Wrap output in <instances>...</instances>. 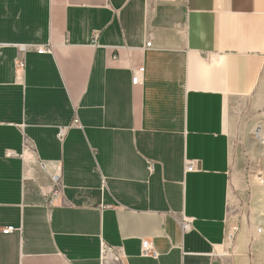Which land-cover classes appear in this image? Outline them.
<instances>
[{
  "label": "crops",
  "instance_id": "crops-1",
  "mask_svg": "<svg viewBox=\"0 0 264 264\" xmlns=\"http://www.w3.org/2000/svg\"><path fill=\"white\" fill-rule=\"evenodd\" d=\"M21 45L53 52L18 74ZM263 67L264 0H0V228L22 230L0 233V264H101L102 243L124 264H247L220 252Z\"/></svg>",
  "mask_w": 264,
  "mask_h": 264
},
{
  "label": "rangeland",
  "instance_id": "rangeland-1",
  "mask_svg": "<svg viewBox=\"0 0 264 264\" xmlns=\"http://www.w3.org/2000/svg\"><path fill=\"white\" fill-rule=\"evenodd\" d=\"M233 179L229 234L236 232L220 253L241 249L247 264H264V145L253 133L235 142Z\"/></svg>",
  "mask_w": 264,
  "mask_h": 264
},
{
  "label": "built area",
  "instance_id": "built-area-1",
  "mask_svg": "<svg viewBox=\"0 0 264 264\" xmlns=\"http://www.w3.org/2000/svg\"><path fill=\"white\" fill-rule=\"evenodd\" d=\"M152 43H147V48H151ZM19 51L21 53V56L16 64V70L18 74L22 73L26 69V59L25 56L28 52L34 51L40 55L42 54H52L53 48L51 45L48 46H35V45H21L18 47ZM145 73V68L141 67L138 70H136L132 77V84L134 86L140 85L143 83V75ZM263 74H264V67H263ZM264 115V110H263ZM68 129L62 128L58 134L59 140L63 141L67 135ZM254 138L258 141L259 144L264 145V121L259 123L256 128L253 131ZM26 141V140H25ZM28 147V145L25 142L24 148ZM16 156L15 153L11 152L9 154V157ZM23 160L27 157V154L23 153L22 155ZM39 169L43 172L47 173L48 167L44 162L37 161L36 162ZM151 170L153 169V165H150ZM197 170V165L194 162H188L186 166L187 172H194ZM51 180V186L49 188L40 187L41 192L43 196L45 197L47 203L49 205H54L55 202L62 200V176L61 174L54 173L50 176ZM179 224L182 228V231L184 233L189 232L193 229V222L186 218L182 217L179 220ZM21 229H16L14 227H5L0 228V233L4 235H10L15 232H21ZM236 232V228L233 230ZM233 232V234H234ZM233 234H229L228 239L229 241H232ZM144 258H159V253L155 250L153 244L149 240H144L142 242V248H141V254ZM124 253L123 251L116 250L115 248L106 245L104 243L101 244V255H100V263L101 264H124Z\"/></svg>",
  "mask_w": 264,
  "mask_h": 264
},
{
  "label": "bare ground",
  "instance_id": "bare-ground-1",
  "mask_svg": "<svg viewBox=\"0 0 264 264\" xmlns=\"http://www.w3.org/2000/svg\"><path fill=\"white\" fill-rule=\"evenodd\" d=\"M230 236H231V234H230Z\"/></svg>",
  "mask_w": 264,
  "mask_h": 264
}]
</instances>
